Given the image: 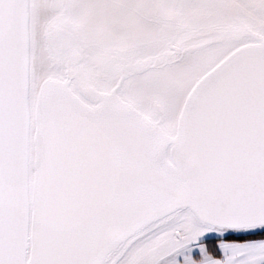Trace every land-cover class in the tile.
I'll list each match as a JSON object with an SVG mask.
<instances>
[{"label": "snow or ice", "instance_id": "6c2138e0", "mask_svg": "<svg viewBox=\"0 0 264 264\" xmlns=\"http://www.w3.org/2000/svg\"><path fill=\"white\" fill-rule=\"evenodd\" d=\"M0 264H264V0H0Z\"/></svg>", "mask_w": 264, "mask_h": 264}]
</instances>
